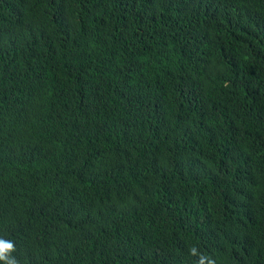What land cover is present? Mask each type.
Listing matches in <instances>:
<instances>
[{
    "label": "trees",
    "instance_id": "obj_1",
    "mask_svg": "<svg viewBox=\"0 0 264 264\" xmlns=\"http://www.w3.org/2000/svg\"><path fill=\"white\" fill-rule=\"evenodd\" d=\"M0 239L264 264V0H0Z\"/></svg>",
    "mask_w": 264,
    "mask_h": 264
},
{
    "label": "clouds",
    "instance_id": "obj_2",
    "mask_svg": "<svg viewBox=\"0 0 264 264\" xmlns=\"http://www.w3.org/2000/svg\"><path fill=\"white\" fill-rule=\"evenodd\" d=\"M16 251L13 242H5L0 239V262L3 264H18V261L11 254ZM190 255L198 257L197 264H215V261L209 256L201 253L196 246L189 249Z\"/></svg>",
    "mask_w": 264,
    "mask_h": 264
}]
</instances>
